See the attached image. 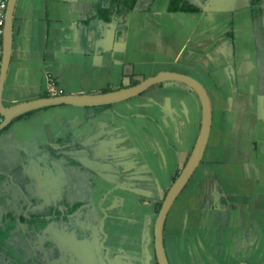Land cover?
<instances>
[{"label": "crops", "instance_id": "obj_1", "mask_svg": "<svg viewBox=\"0 0 264 264\" xmlns=\"http://www.w3.org/2000/svg\"><path fill=\"white\" fill-rule=\"evenodd\" d=\"M171 2L136 0L128 8L126 1L116 9L110 0H16L2 103L47 97L49 80L61 95L78 96L161 72L195 79L210 100V132L167 214V261L264 264V46L254 38L263 18L253 17L254 4L178 0L171 10ZM84 109L95 108L57 106L16 119L0 132V157L22 176L28 161L14 166L15 159H47L50 171L68 162L94 199L105 264H157L154 223L197 140L199 100L189 87L165 83L90 110L81 122ZM80 204L70 203L73 210ZM53 253L27 263L49 264Z\"/></svg>", "mask_w": 264, "mask_h": 264}, {"label": "rangeland", "instance_id": "obj_2", "mask_svg": "<svg viewBox=\"0 0 264 264\" xmlns=\"http://www.w3.org/2000/svg\"><path fill=\"white\" fill-rule=\"evenodd\" d=\"M247 3L256 7L252 11L256 21L263 18L264 22V0H214V5L219 7L234 8ZM258 4L261 6H256ZM245 13L239 16L243 17ZM254 38L264 46V30H255ZM90 110L93 109L77 113L81 122L88 119L85 117L92 112ZM69 112L75 114L74 111ZM46 151L44 149L43 152ZM3 152L4 148H0V153ZM12 154L8 155L12 157ZM9 161L5 155L0 157V264H28V260L36 261L40 253L44 257L45 251H54L53 255L57 257L55 259V256L50 255L47 260L49 264H86L88 261L83 252H89L92 257L88 264H105L94 199L92 201L89 196L92 202L87 200L89 186H82L85 176H75L68 162L50 171L47 159L42 163L44 167L33 159H15L14 166L28 161L22 176L21 172H11L13 165ZM46 171L47 176L44 177ZM20 177L22 180H18ZM12 178H16L19 183L11 186ZM63 197L67 205L60 202ZM71 201H79L81 204L73 210Z\"/></svg>", "mask_w": 264, "mask_h": 264}, {"label": "water", "instance_id": "obj_3", "mask_svg": "<svg viewBox=\"0 0 264 264\" xmlns=\"http://www.w3.org/2000/svg\"><path fill=\"white\" fill-rule=\"evenodd\" d=\"M15 4L16 0H8L4 14L3 44L0 66V116L2 118L0 122V132L4 131L16 119L38 110L57 106H69L75 108H98L110 106L128 101L139 96L153 86L165 83H178L185 85L196 94L201 107V125L199 134L189 158L164 196L153 228V248L156 263L169 264L163 244L164 223L170 208L200 163L210 132L211 107L205 89L198 81L189 76L161 72L137 85L126 86L108 93L44 97L38 100L16 104L11 107H5L2 103V95L12 50V20Z\"/></svg>", "mask_w": 264, "mask_h": 264}, {"label": "built area", "instance_id": "obj_4", "mask_svg": "<svg viewBox=\"0 0 264 264\" xmlns=\"http://www.w3.org/2000/svg\"><path fill=\"white\" fill-rule=\"evenodd\" d=\"M8 0H0V66H1V56H2V44H3V27H4V14L6 10ZM47 97H56L60 96L61 92L58 91L54 85V83L49 80L47 84ZM1 122V116H0Z\"/></svg>", "mask_w": 264, "mask_h": 264}, {"label": "trees", "instance_id": "obj_5", "mask_svg": "<svg viewBox=\"0 0 264 264\" xmlns=\"http://www.w3.org/2000/svg\"><path fill=\"white\" fill-rule=\"evenodd\" d=\"M124 1L125 2L127 1L128 2L127 5H128V8H129V7H132V5L134 4V2L136 0H110V2H111V8H113V7L115 8L116 7V9H117L118 3L122 5L123 3H125ZM171 3H172V6H171V10H172L173 9V5L177 4L178 3V0H172ZM159 209H160V207H159Z\"/></svg>", "mask_w": 264, "mask_h": 264}]
</instances>
